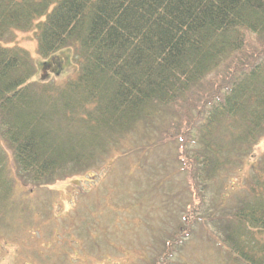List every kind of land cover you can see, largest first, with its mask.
Returning <instances> with one entry per match:
<instances>
[{"label": "trees", "instance_id": "obj_1", "mask_svg": "<svg viewBox=\"0 0 264 264\" xmlns=\"http://www.w3.org/2000/svg\"><path fill=\"white\" fill-rule=\"evenodd\" d=\"M16 31L34 32L48 74L58 72L57 52L74 49L76 76L33 83L29 52L5 40ZM199 96L203 106H192L205 120L188 117L187 132L199 136L190 176L200 202L178 240L205 201L200 184L228 181L225 170H240L264 136V0H0V221L17 202L16 183L97 170L123 135L146 128L160 109L173 119ZM250 167L216 225L237 260L264 264V152Z\"/></svg>", "mask_w": 264, "mask_h": 264}, {"label": "rangeland", "instance_id": "obj_2", "mask_svg": "<svg viewBox=\"0 0 264 264\" xmlns=\"http://www.w3.org/2000/svg\"><path fill=\"white\" fill-rule=\"evenodd\" d=\"M5 40L29 52L36 66L32 82L51 78L64 84L77 74L74 49L57 52L58 72L48 74L33 31H16ZM205 98L177 106L173 119L160 109L146 128L123 135L119 150L105 154L97 170L42 186L16 183L17 202L11 201L13 211L0 221V264H164L170 244V264H247L219 236L216 216L233 205L230 193L243 188L250 165L264 152V136L240 170H225L233 175L228 181L210 179L205 189L200 184L205 201L193 216L190 234L178 240L186 232L185 213L194 199L195 206L200 202L194 195L199 184L190 176L199 136L187 132V124L188 117L197 124L205 120L197 108ZM170 128L172 137L164 139ZM183 147L191 158L187 161ZM222 195L230 196L223 204Z\"/></svg>", "mask_w": 264, "mask_h": 264}]
</instances>
